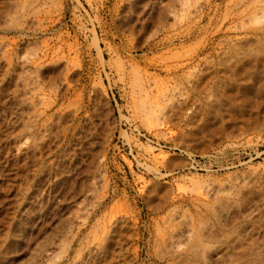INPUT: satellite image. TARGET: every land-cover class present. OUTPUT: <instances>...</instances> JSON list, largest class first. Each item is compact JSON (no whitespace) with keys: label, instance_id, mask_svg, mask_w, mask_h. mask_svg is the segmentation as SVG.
Returning <instances> with one entry per match:
<instances>
[{"label":"rangeland","instance_id":"rangeland-1","mask_svg":"<svg viewBox=\"0 0 264 264\" xmlns=\"http://www.w3.org/2000/svg\"><path fill=\"white\" fill-rule=\"evenodd\" d=\"M0 264H264V0H0Z\"/></svg>","mask_w":264,"mask_h":264}]
</instances>
